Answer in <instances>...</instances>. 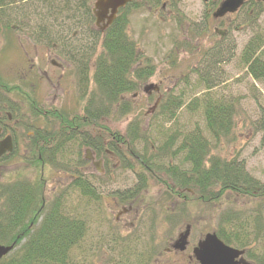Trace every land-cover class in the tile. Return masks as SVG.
Returning <instances> with one entry per match:
<instances>
[{"label": "rangeland", "instance_id": "374dc122", "mask_svg": "<svg viewBox=\"0 0 264 264\" xmlns=\"http://www.w3.org/2000/svg\"><path fill=\"white\" fill-rule=\"evenodd\" d=\"M0 1L11 3L6 5L5 12L0 15V29H3L0 31V80L5 81L9 87L20 82L28 83L29 86L19 85H22L23 90L32 92L34 98L41 97L45 100L46 106L53 103L52 108L62 112L69 121L62 124L52 115H34L31 119L24 115V120L28 123L47 129L48 133L42 135L49 136L48 143L60 141L59 147L67 157L62 158L63 155L57 154L56 164H44L40 167L43 168L41 173L39 165L33 164L30 158L34 151L30 155L19 156L26 149L23 145L30 135L25 131L24 136L18 134L20 147L17 148V153L9 160H0V185L26 181L24 179L37 180L41 174L45 181L44 189H36V203H42L43 195L45 205L50 202L51 197L58 196L68 214L80 217L84 222L87 220L85 226L88 229L84 235L92 237L88 241L90 248L85 251L92 254L89 255L88 264H100L103 247L98 246L97 238L101 236L102 230H111L107 225L112 223L116 207L123 204L124 195L134 193L135 189L140 190L135 206L157 205L161 199L160 204H166L175 211L183 208L184 218L177 219L175 214H169L167 225L174 227V230L169 229V235L175 234L178 226L185 225L181 224L183 221L191 224L192 235L202 237L216 228L217 216L222 211L237 207L251 210L250 207L254 206L253 200L234 198L232 194L223 197L219 207H215V204H183L184 198L181 197H184V191L179 189L175 190L180 194L179 198L172 199L170 203L168 191L158 182L161 177L166 179L163 174L139 177L136 174L139 166L132 154L135 152L151 157L156 154L158 143L169 133H183L199 127L212 142V153L228 157L238 156L244 162L245 169L264 184V131L256 127L259 120L264 119V79L254 80L241 62V53L249 38L257 34L264 39V2L259 7L251 5L250 8L245 5L229 18L215 22L209 16L210 10L206 9L203 0H160L155 8L153 4L138 1L137 7L129 11L127 33L137 45L138 63L142 65L148 59L154 66L153 75L145 80H137L136 87L122 96L123 103L116 105L110 114H101L97 123L92 125L86 122V97L82 95L84 88L81 81H88V93L93 85L90 76L79 74L75 65L65 64L63 69L50 64V59L58 63L69 61L67 54L62 51L64 46L82 50L89 58L92 52L90 50L94 48L92 39L86 38V31L80 27L72 30L70 35L58 38L54 32L41 39L39 19L40 15L47 14L42 5L45 0ZM161 3L164 4L162 11L159 7ZM149 7L152 9H148ZM214 26L226 29V34L223 37L213 34ZM91 29L96 30L94 24ZM52 45L56 47L47 56ZM215 49H219L218 57L221 61L212 67L206 61ZM100 51L101 49L98 50ZM257 53L264 60L262 48ZM92 61L87 64L90 66ZM44 70L51 76L52 85H43L45 78L41 73ZM87 72L89 73L88 69ZM59 73H63V76L60 80H55ZM204 79L209 80L213 86L209 90L210 94L223 97L227 102L232 101L235 106V127L227 137L220 140L219 147H214V140L206 128L201 110L190 111L187 108V104L194 97L208 93ZM0 83L4 84L1 81ZM154 84L159 88L157 91L150 90L147 93L143 90ZM171 95L172 99L176 97L181 102V106L172 109L176 115L169 119L166 117L167 112L162 114L160 109L161 102ZM21 102L23 100L19 103ZM79 120L82 126L74 127ZM133 121L137 124L138 140L133 142L132 152L127 147L129 141L125 139L121 144L118 137L129 135L128 125ZM88 135L94 140L109 142L105 144L106 149L101 146L100 155H94L95 151L87 146ZM101 155L104 157L103 162L98 161ZM66 167H69L67 174L93 183V189L99 196L96 201L87 199L79 192L78 187L73 185L77 178L74 180L64 175ZM38 186L36 183L35 187ZM190 193L193 194L191 190ZM262 202L264 208V198L258 199L259 206ZM246 213L248 214H243ZM259 213H251L254 224L264 222V209ZM249 223L252 224L251 221ZM118 225L117 228L123 231L122 227L125 225ZM122 235L123 233H119L117 236ZM77 244L79 246H73L70 251L80 258L86 240L82 244L80 239ZM258 251L263 253L264 243L259 246ZM258 258L264 260V254Z\"/></svg>", "mask_w": 264, "mask_h": 264}, {"label": "trees", "instance_id": "16d2710c", "mask_svg": "<svg viewBox=\"0 0 264 264\" xmlns=\"http://www.w3.org/2000/svg\"><path fill=\"white\" fill-rule=\"evenodd\" d=\"M138 1L153 4L159 0H132L118 11L112 23L101 33L97 29H91L95 21L92 12L94 0L42 2L47 14L40 15L39 19L41 39L54 32L57 33L58 38L70 35L72 30L80 27L86 31V38L92 39L94 44V48L90 50L92 51L90 57L87 56L88 62L93 59L90 66L88 65L89 73H86L93 83L88 93H86L88 81L81 80L84 88L82 95L86 97L84 113L89 124L97 123L101 114H110L116 105L123 103L122 95L135 88L137 80H145L154 72V66L148 62V59L142 65L138 63L137 45L127 33L129 11L137 7ZM263 2L264 0H246L245 5L250 8L251 5L259 7ZM7 4L0 1V15L5 12ZM260 48L264 53V39L254 34L241 53V62L254 80L264 79V60L262 55L257 53ZM219 53V49H215L209 55L207 65L215 67V64L221 61L218 57ZM78 62H81L79 56ZM203 82L209 93L213 86L207 79ZM208 93L194 97L187 104V108L190 111L201 110L206 128L214 140V147H219L220 140L227 137L235 127V106L232 101L227 102L223 97L218 98ZM180 106L181 102L176 97L172 99L171 95L161 102L160 110L162 114L166 111V117L172 119L176 115L172 109ZM51 115L58 118L62 124L69 123L62 112L54 111ZM80 126L82 122L79 120L74 127ZM136 127L135 121L129 123V135L118 137L121 144L125 139L129 141L127 147L130 150L133 149V142L138 140ZM256 127L264 131L263 118ZM161 134L163 136L164 131ZM40 136L46 142L49 139L48 135L40 134ZM87 140L88 146L97 151L102 150L101 146L97 148L100 142L97 141L98 139L94 140L88 135ZM158 144L156 154L151 157L135 152L132 154L133 150H131L139 166L136 174L143 178H147L145 175L152 177L154 174H163L166 179L161 177L157 181L168 191L170 203L180 195L175 192L177 189L184 191V197L181 198H184L183 204L187 205L215 204V207H219L223 197L231 194L234 198L253 200L254 206L250 207L251 210L237 207L234 210L222 211V214L217 216L214 231L223 242L244 249L246 257L256 261L257 264H263L264 260L258 257L264 254V251L261 253L258 249L264 243V222L254 224L251 213L260 214L259 212L264 209L263 202L258 205V199L264 198V184L245 169L244 162L238 159V156L228 157L212 153V142L199 127L183 133L179 131L169 133ZM56 151L58 155H63L62 158L67 157L60 147L56 148ZM41 156L45 161L48 153L43 152ZM92 184L85 179L76 181L79 192L87 199L96 201L99 196ZM34 189L42 188L34 187L28 181L0 185V243L13 244V249L0 259V264H67L71 248L79 246L77 243L84 235V221L80 217L68 214L58 196L54 202H47L46 205L40 203V205L36 203ZM244 212L248 214L244 215ZM39 217H41L40 221H38ZM250 221L252 224L249 223ZM22 238H25L24 242H21Z\"/></svg>", "mask_w": 264, "mask_h": 264}, {"label": "flooded vegetation", "instance_id": "af4514ba", "mask_svg": "<svg viewBox=\"0 0 264 264\" xmlns=\"http://www.w3.org/2000/svg\"><path fill=\"white\" fill-rule=\"evenodd\" d=\"M159 1L157 3H153L154 8L155 6H158ZM222 1L223 0H203L206 9L210 10L209 16L215 22L226 17L229 18L233 15L232 13H227L219 18L212 17V14L217 10ZM145 3H147V1ZM245 4L246 2L244 3V6ZM159 7L162 11L164 9V4L161 3ZM148 9L152 8L149 7ZM105 24V22L99 23L97 25L98 29L100 31H104L108 27L105 26ZM217 29L222 30V36H224L227 32L226 29L214 26L212 28L213 34H216ZM2 30L3 29H0V31ZM55 47V45H52V47L48 49L47 56L50 54L52 48L55 49ZM62 49L63 53L67 54L66 56L69 61L63 60L64 63H58L55 60L50 59V64L53 67H62L63 69L65 68V64H67L68 66L75 65L78 73L85 76L88 69L87 54L82 50L78 51L74 49V47L72 46H64L62 47ZM78 53H80L81 55H78ZM201 54H203V56L206 55L205 53ZM78 56L81 57L80 63L78 62ZM55 57L58 58V55H56ZM41 74L44 76L43 78H45V83L43 82V85H52V78L47 73V71L44 70ZM62 76L63 73H59L57 79L55 80H60V77ZM150 77L151 75L149 76V78ZM0 81L4 82V84L0 83V160H9L17 153V148L20 147L18 134L24 136L25 131H27L30 135H28L26 143L23 145L26 147V149H24V151H22L19 156L24 157L26 155H30L31 151H34L33 154H31L30 158H32L31 161H33V164L35 163L36 165H39L40 172L43 169L40 167H42L46 163V165L54 166L56 164V148L60 146L59 142H57V140L51 143H48V141L46 142L45 139H42L40 134H43L45 132L48 133L47 129L40 126H35L32 123H28L27 120H24V115L25 117L27 116V119H31V117H33L34 115L49 116L51 112L57 111L56 109L52 108L53 103H49V105L46 106L45 100H43L41 97L34 98L32 92L23 90L22 85H19L26 84L29 86L28 83H22L19 81L20 83H17V85H12L11 87H9V85H7L5 81ZM143 90L149 93V90L146 91L145 88ZM20 100H23L21 104L19 103ZM109 141L114 142V140L111 139H109ZM106 143L109 142L102 141L99 142V145L102 146L103 149H106ZM114 145L116 144H113V146ZM100 146L97 148H100ZM88 147L92 148L91 150L95 149L90 146ZM8 148L9 150H7ZM94 151V155H100L99 150L97 151L95 149ZM43 152L48 153V157L45 158V161L42 160L41 156ZM99 157L101 158H99L98 161L103 162L104 157L102 155ZM68 169L69 167L65 168L66 174L64 175H66V177L70 176L75 180L77 176L74 177L75 175L72 176L73 174H67ZM24 180L28 181L30 184L32 183L34 187L36 186V183H38L42 190L44 189L45 181L41 174L39 175L37 180ZM77 180L83 181L84 178L78 177ZM73 185H76V182ZM34 192L36 193L37 190L34 189ZM139 192L140 190L135 189L134 193L127 194L122 197L123 204L116 207L114 219L111 224L109 223V225H107L108 229L111 230H102L101 236L97 238L98 246L103 247L101 248L102 254L100 255L103 259H100V264H200L195 256L194 249L198 246V243L202 237L192 235L191 224L181 221V224L185 225L178 226V224V228L176 227L177 230L175 234L173 233L172 235H169V229L174 230V227L170 228L167 225L169 223V214H175V217L177 219L184 218L183 208H178L175 211L174 208H169V206L166 204H160V202H162L161 199L159 204L157 205L143 207H140L138 205L135 206L134 203L140 196ZM35 193L33 194L36 195ZM56 198L57 196L51 197L49 203L54 202ZM41 200H43L42 204H44V195L42 196ZM115 204L118 205V202L115 201ZM139 209H141V211H139ZM40 219L41 217H39L38 221H40ZM82 221L84 220L82 219ZM85 221L86 222H84L83 225L85 227L84 234L88 229V227L85 226L87 220ZM118 224L125 225L124 227H122L123 231H120L117 228L119 226ZM186 227L188 228V235L185 239L184 246L180 248L177 245V242L180 236L184 233ZM119 233H123V235L121 237L117 236ZM89 238L92 237L83 235V237L81 238V242L83 244L86 240V246H84L81 257L78 258L74 253H70L67 259V264L89 263L90 260H88V258L89 255L92 254H90L89 252H85L88 248H90V243L88 242ZM24 240L25 238H22L21 242H24ZM106 249L108 250V252H106ZM105 256L108 257L106 258ZM244 259L249 261L251 264L256 263L254 261H251L247 257H244Z\"/></svg>", "mask_w": 264, "mask_h": 264}, {"label": "water", "instance_id": "95a60500", "mask_svg": "<svg viewBox=\"0 0 264 264\" xmlns=\"http://www.w3.org/2000/svg\"><path fill=\"white\" fill-rule=\"evenodd\" d=\"M131 0H95L93 2V15L95 24L98 25L106 20L105 26L109 25L117 10ZM244 3V0H223L217 10L213 13V17H222L226 13L236 12ZM219 34L221 31L216 30ZM222 36V35H221ZM157 90L156 85H149L145 90ZM9 150V148L7 149ZM188 235V228L178 239L177 245L182 248ZM13 244L4 245L0 243V259L10 252ZM195 256L200 264H250L242 257L244 251L231 247L219 239L215 232L204 235L199 241L198 246L194 249Z\"/></svg>", "mask_w": 264, "mask_h": 264}]
</instances>
